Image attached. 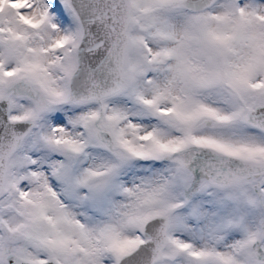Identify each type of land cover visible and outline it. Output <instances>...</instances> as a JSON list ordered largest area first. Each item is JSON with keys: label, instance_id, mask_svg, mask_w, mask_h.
<instances>
[{"label": "snow or ice", "instance_id": "6c2138e0", "mask_svg": "<svg viewBox=\"0 0 264 264\" xmlns=\"http://www.w3.org/2000/svg\"><path fill=\"white\" fill-rule=\"evenodd\" d=\"M0 264H264V0H0Z\"/></svg>", "mask_w": 264, "mask_h": 264}]
</instances>
